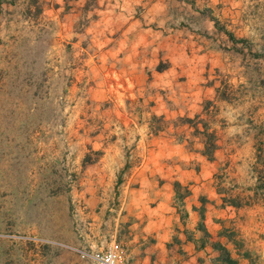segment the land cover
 Returning a JSON list of instances; mask_svg holds the SVG:
<instances>
[{
    "label": "rangeland",
    "instance_id": "rangeland-1",
    "mask_svg": "<svg viewBox=\"0 0 264 264\" xmlns=\"http://www.w3.org/2000/svg\"><path fill=\"white\" fill-rule=\"evenodd\" d=\"M100 4L0 0V264H92L80 252L113 242L127 259L130 244L125 221L117 216V187L140 162L145 141L137 143L141 131L121 123L116 113L127 103L121 93L127 85L93 66ZM232 5L196 10L231 43L218 38L230 71L209 70V80H218L227 112L236 108L248 135L258 134L252 146L260 181L251 197L231 201L238 203L264 199V0ZM196 21L192 30L201 19ZM232 71H244L247 79L238 83ZM216 177V189L228 202L235 184ZM184 192L174 200L178 212ZM213 247L216 259L197 264H226V248ZM242 254L244 264H264L251 248Z\"/></svg>",
    "mask_w": 264,
    "mask_h": 264
},
{
    "label": "crops",
    "instance_id": "crops-1",
    "mask_svg": "<svg viewBox=\"0 0 264 264\" xmlns=\"http://www.w3.org/2000/svg\"><path fill=\"white\" fill-rule=\"evenodd\" d=\"M96 1L102 7L91 42L94 69L127 85V93L121 92L127 103L116 113L121 123L141 131L137 143L145 141L140 162L117 187L128 264L213 261L214 244L238 264H244L245 247L263 258L264 199L231 202L251 197L260 181L252 146L258 134L248 135L236 108L227 112L218 80H209V70L229 72L230 62L217 48L221 31L200 13L218 4L230 10L234 0H204L199 6L183 0ZM197 19L198 29L192 30ZM236 73L238 83L247 79L244 71L229 75ZM232 113L233 120L226 118ZM217 175L235 184L228 202L216 189ZM183 190L178 212L174 200Z\"/></svg>",
    "mask_w": 264,
    "mask_h": 264
},
{
    "label": "built area",
    "instance_id": "built-area-1",
    "mask_svg": "<svg viewBox=\"0 0 264 264\" xmlns=\"http://www.w3.org/2000/svg\"><path fill=\"white\" fill-rule=\"evenodd\" d=\"M80 256L88 258L92 264H128L124 258L121 246L117 242L109 244L103 250L80 252Z\"/></svg>",
    "mask_w": 264,
    "mask_h": 264
},
{
    "label": "trees",
    "instance_id": "trees-1",
    "mask_svg": "<svg viewBox=\"0 0 264 264\" xmlns=\"http://www.w3.org/2000/svg\"><path fill=\"white\" fill-rule=\"evenodd\" d=\"M207 141H206V146H205V152L208 156H210V148H212V144L210 143L211 140V136L207 135ZM222 254L224 256L223 260L226 262V264H236V262L231 259L228 255V253L226 252V250L224 248H221Z\"/></svg>",
    "mask_w": 264,
    "mask_h": 264
}]
</instances>
